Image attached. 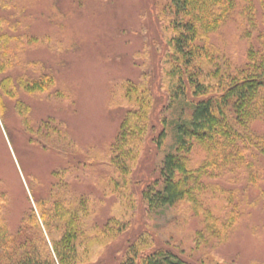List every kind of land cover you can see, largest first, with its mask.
<instances>
[{"label": "rangeland", "instance_id": "374dc122", "mask_svg": "<svg viewBox=\"0 0 264 264\" xmlns=\"http://www.w3.org/2000/svg\"><path fill=\"white\" fill-rule=\"evenodd\" d=\"M9 1L10 8L0 10V15L19 17L24 33L29 31L35 37L19 55L17 69L28 66L30 75L37 78L45 69L53 77L49 99L21 93L30 106L28 126L17 114L14 101L5 98L6 108L0 110V192L6 195L8 227L18 233L17 239L21 236L31 247L40 244L37 236L31 237L35 225L24 221L25 213L33 207L44 235L42 244L47 242L53 251L36 201L44 200L50 211H55L51 206L57 204L48 197L58 190L54 186L62 185L65 191H55L59 193L56 200L76 209V219L80 218V208L75 197L81 191L110 197L108 203L96 206L95 200L89 201L84 206L85 216L79 220L84 232L81 245L94 260L92 264H128L136 253L128 252L132 244L144 246L137 250L165 244V248L191 257L196 264H264V141L258 138L244 150L239 143L235 145L233 152L228 150V155L233 154L229 158H224L228 156L225 154L217 157L210 148L192 141L193 148L186 152L189 165L194 170L207 165L201 177L196 173L197 200L202 208L196 211L188 200H182L149 211L138 201L129 211L130 217L133 215L129 228L117 238L106 236L110 235V228L105 229L110 225L109 216L120 219L130 208L110 192L111 170L106 166L113 163L110 148L129 110L122 84L133 81L152 89V136L162 129L166 134L159 149H155L153 137L145 146L141 171L146 180H155L164 157L178 152V127L190 121L194 104L202 98L190 87L184 94L171 93L180 69H188L173 41L186 17L177 14L172 1ZM255 8L257 3L251 9L247 1L236 0L224 23L209 33L208 43L218 63L212 66L204 64L207 60L201 61L204 71L209 70L207 66H218L227 73L247 63L251 47L264 41L259 38L264 33L262 14ZM184 80L187 85L186 77ZM207 84L215 95L224 90L222 80L211 78ZM47 125L59 127L66 153L43 144L48 139L43 135ZM252 129L256 135H264V115L253 122ZM90 153L93 156L89 157ZM212 156L214 164L208 166ZM66 193L68 201L64 199ZM127 193L134 197L130 190ZM106 212H110L108 217ZM205 212L210 213L211 220L206 219ZM97 219L100 226L92 235L91 226ZM212 220L222 230L229 223L222 239L208 233ZM26 223L32 227L29 235L24 232ZM60 232L53 230V236L58 238Z\"/></svg>", "mask_w": 264, "mask_h": 264}, {"label": "trees", "instance_id": "16d2710c", "mask_svg": "<svg viewBox=\"0 0 264 264\" xmlns=\"http://www.w3.org/2000/svg\"><path fill=\"white\" fill-rule=\"evenodd\" d=\"M171 1L177 14L186 17V22L181 27L182 30H179L178 34L173 37V41L176 51L182 56L184 65L188 68L180 69L177 75V86L171 90V93L174 96L177 95L176 93L184 94L187 88L190 87L194 95L202 96V98L194 104L190 121L187 124H180L178 127V152L169 153L164 157L159 176L155 180L151 178L146 180V176L141 171L143 170L141 159L145 146L149 145L150 138L153 137L152 141L155 144V149H159L166 134L162 129L161 132L157 133V136H152V133H154L152 89L146 90L133 81H126L122 84L123 95L128 102L129 110L121 124L118 139L110 148L113 163H107L106 166L108 170H111L110 176L108 175L112 185L109 189L110 192L113 196H117L121 203L126 204L127 208L130 205V208L125 211V217L120 219L109 216L107 221L110 225L109 227L105 225V229L110 228L108 231L110 235H106L110 238L114 236L117 238L125 228L132 224L133 215L131 214L130 217L129 211L137 206L138 201L142 202L149 211L165 205H174L182 200H188L194 205L196 211H199V207L202 208L197 200L196 193L199 188V181L196 173L201 177L207 165L200 170H194L189 165L186 152L191 151L193 148L192 141L210 148L212 152L217 153V157L223 154L228 155V150L233 152L232 148L238 143L241 147H244V150L248 147L247 145H253L256 138L259 141H264V135L258 136L252 129L253 122L264 115V41H259L256 46L251 47L247 63L240 68L227 69L229 72L226 73L223 71L225 69L221 67L214 66L210 69L207 66L209 70L204 71V64L213 66L218 63V60L214 61L215 57L212 56L214 52L211 49L212 46L210 47L208 43L209 33L215 31L224 23L226 17L234 10L236 0ZM245 1L250 4L251 9L254 8L255 3L258 4V8L254 10L255 12L259 10L262 14L261 19L264 25V0ZM11 4L9 0H0V10H8L10 8L8 6H11ZM253 17L255 16L250 18L251 22H253ZM22 23V20L17 16L0 15V110L3 112L6 108L5 105L8 102L5 101V98L14 101L17 114L24 120L23 124L28 126L30 106L20 97L21 93L37 94L42 99H49L51 93L48 91L53 77L45 69L41 70L42 75L39 78L30 75L28 66H23L25 68H22L23 71L17 69L19 55L24 51L26 45L32 44L31 42L35 40V37L29 31L24 33ZM18 30L24 34L20 35ZM259 38L263 40L264 33L260 34ZM201 61H205L204 64ZM185 77L189 82L187 85H185ZM211 78L223 81L224 90L221 91V94L215 95L212 86H208L207 82ZM224 80H226V83ZM228 81L229 84L227 85ZM210 89H213V91ZM44 129V138L48 139L43 144L48 147L53 146L55 149L62 151V154L66 153V149L63 147L64 137L61 135L62 132L60 133L59 127L50 128V125H47ZM38 141L42 142L41 140ZM75 154L77 157L78 154ZM91 156H93L92 153L89 154V157ZM229 156L232 157L233 154L224 158H229ZM213 158L214 156L209 158L208 166H210V162L214 164ZM94 165H96V162ZM136 186L140 187L136 188ZM120 187H126L134 197L127 193L126 188V192L118 191ZM54 188H58V190H54ZM54 188L52 189L54 190L53 195L51 194L52 196L48 199L57 204L51 206L55 211H50V205L44 200L38 199L36 201L44 226H46L52 238L53 251L47 242L44 245L42 244L44 235L33 207L25 213L24 221H31L35 225L31 237L37 236L40 244L35 245L33 241L34 245L31 247L21 239V236L17 239L16 235L18 233L15 234L8 227L6 195L0 192V264L93 263L94 260L86 251L87 248L81 245V236L84 232L83 229L79 228V220L81 216H85L86 207L84 206L89 201L95 200L96 206V204L103 202L108 203L110 197L106 196L107 193H102L98 194L97 198L94 194L81 191L75 197L80 208V218L76 219V209L67 208L69 204H65L66 201L56 200L59 193L55 191H65L63 186H54ZM66 197L67 193L64 199ZM67 198L68 201L70 196ZM106 214L108 217L110 212H106ZM205 214L206 219L211 220L210 213L205 212ZM208 224V233L221 239L223 238V232L227 229L226 225L229 226V223H226L225 228L222 230V228H218L219 226L215 221H213V224L209 222ZM211 225H214V227ZM99 226L97 219L91 226L92 235L96 233L95 231ZM24 228H26L24 232L29 235L32 227L27 226L26 223ZM58 229L61 230V236L56 238L53 236V230ZM106 236L105 240L107 239ZM156 245L153 249L146 247L137 250V247L143 245L132 244L128 252L131 254V250H133L136 253L134 257L130 258L128 264L197 263L191 257L187 258L182 253H177L173 248H165V244Z\"/></svg>", "mask_w": 264, "mask_h": 264}]
</instances>
